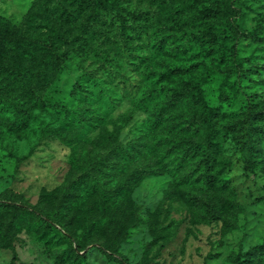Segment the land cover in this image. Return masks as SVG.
<instances>
[{
	"label": "rangeland",
	"instance_id": "rangeland-1",
	"mask_svg": "<svg viewBox=\"0 0 264 264\" xmlns=\"http://www.w3.org/2000/svg\"><path fill=\"white\" fill-rule=\"evenodd\" d=\"M160 1L129 5L136 11L152 3L157 12ZM38 3L0 0V16L20 26ZM236 5L240 31H224L218 53L219 59L231 54L230 69L210 75L203 85L205 100L227 113L264 114L261 77L253 74L248 86L254 88L245 87L233 55L264 63V0H236ZM149 37L157 38L153 31ZM63 46L66 58L52 82L35 84L48 106L33 109L27 128L7 132L10 116L0 111V264H264V154L253 174L245 169L237 141L228 140L222 152L232 163L222 177L227 188L193 186L185 171L177 178L168 173L145 178L126 197L121 182L160 158V152L141 154L123 166L115 151L152 143L150 118L138 103L150 85L147 72L136 70L124 47L105 40ZM85 77L104 91L90 87L97 102L88 110L83 95L73 91ZM178 124L169 122L166 137L155 135L157 143H166L165 151L178 152ZM118 126L115 139L110 132ZM108 171L112 180L105 189L82 192L88 187L85 175L103 177Z\"/></svg>",
	"mask_w": 264,
	"mask_h": 264
},
{
	"label": "trees",
	"instance_id": "trees-1",
	"mask_svg": "<svg viewBox=\"0 0 264 264\" xmlns=\"http://www.w3.org/2000/svg\"><path fill=\"white\" fill-rule=\"evenodd\" d=\"M130 1L39 0L20 26L0 16V111L10 116L7 132L25 130L35 116L33 109L48 106L35 84L42 79L47 84L52 82L66 58L64 44L76 47L105 40L124 47L134 58L131 64L142 75L146 71L145 81L150 83L138 103L150 118L152 129L148 130V136L152 135V143H145L147 140L140 146L129 143L116 147L115 151L120 150L123 166L138 155L160 152L156 164L133 170L121 182L120 193L129 196L145 178L164 173L177 178L185 171L187 182L193 186L208 190L227 188L228 183L222 177L230 172L232 163L222 152L228 140L237 141L245 169L254 174L261 168L260 158L264 154V114L224 112L220 107L209 106L203 91L211 74H226L230 69L231 54L219 59L218 53L223 46L224 31H240L235 22L236 0H161L157 12L152 3L148 9L133 11ZM150 31L156 39L149 37ZM147 50L149 53H144ZM233 55L237 62L234 68L245 81V87L254 88L248 86L253 82V74H258L262 79L259 84L264 85V63H248L238 52ZM92 86L104 92L93 77L79 79L73 87L75 94L83 95L86 110L97 102L92 101ZM21 93L26 102L19 96ZM105 95L111 98L109 93ZM81 120L92 122L84 116ZM173 120H179L178 129H174L182 135L174 136L179 142L176 153L174 149L165 151L166 143L163 139L157 143L156 137H166L164 129ZM118 133L119 126L110 136L116 139ZM111 180L109 171L103 177L85 175L88 187L82 192L96 194Z\"/></svg>",
	"mask_w": 264,
	"mask_h": 264
}]
</instances>
